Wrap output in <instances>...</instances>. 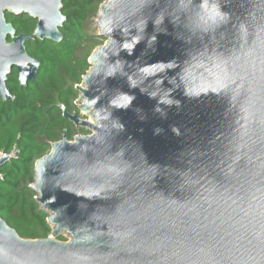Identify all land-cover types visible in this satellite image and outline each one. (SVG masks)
Returning a JSON list of instances; mask_svg holds the SVG:
<instances>
[{
    "label": "water",
    "instance_id": "95a60500",
    "mask_svg": "<svg viewBox=\"0 0 264 264\" xmlns=\"http://www.w3.org/2000/svg\"><path fill=\"white\" fill-rule=\"evenodd\" d=\"M63 2L0 0V100L14 68L21 87L39 74L28 41H62ZM98 15L106 44L76 87L90 119L62 106L91 134L35 164L53 237L0 215V264H264V0H106Z\"/></svg>",
    "mask_w": 264,
    "mask_h": 264
},
{
    "label": "trees",
    "instance_id": "16d2710c",
    "mask_svg": "<svg viewBox=\"0 0 264 264\" xmlns=\"http://www.w3.org/2000/svg\"><path fill=\"white\" fill-rule=\"evenodd\" d=\"M105 1L64 0L67 21L61 28L62 41H28L27 52L41 62L39 74L21 87L14 69L8 80L14 99L0 100V154L14 146L20 150L16 159L0 167V215L22 238L46 239L53 230L48 212L41 208L32 189L37 160L50 153L66 132L69 140L79 132L91 134L66 119L62 106L84 117L76 104L80 95L76 87L91 69L89 58L100 41L93 38L91 47L81 56L78 53L85 38L90 40L84 31L86 21L99 13ZM6 17L18 34H34L37 20L28 15ZM59 239L65 240L62 236Z\"/></svg>",
    "mask_w": 264,
    "mask_h": 264
},
{
    "label": "rangeland",
    "instance_id": "374dc122",
    "mask_svg": "<svg viewBox=\"0 0 264 264\" xmlns=\"http://www.w3.org/2000/svg\"><path fill=\"white\" fill-rule=\"evenodd\" d=\"M98 14L99 13H97L94 16L93 15H90L89 18H88V20L86 21L87 23L84 26V31H85L86 36H88L90 38V40L87 39V38H85V40L82 42L83 47L79 50V53H78L79 56H81L87 49H89V47H91V43L93 42L92 41L93 38H96L97 40L100 41V43L96 46V48L94 49V51L96 49H98L101 45H105L106 44V39L101 38L100 35H99L100 34V28L98 26V20H99V15ZM10 77H12V76H10ZM77 105L79 107V104H77ZM83 118L90 119L89 116L86 115V114L84 115ZM77 135H86V134L79 132L75 136H77ZM52 229H53V227H52ZM52 233L53 232L50 233L49 237H53V234ZM60 236H62L65 239V240H63L65 242H67V241H69L71 239V236L68 233H66V232H63L62 234H60ZM60 236L57 237L58 240H60L59 239ZM60 241H62V240H60Z\"/></svg>",
    "mask_w": 264,
    "mask_h": 264
},
{
    "label": "built area",
    "instance_id": "2783aa9c",
    "mask_svg": "<svg viewBox=\"0 0 264 264\" xmlns=\"http://www.w3.org/2000/svg\"><path fill=\"white\" fill-rule=\"evenodd\" d=\"M19 152H20L19 148L17 146H14L9 152H2L0 154V157H2L3 155H8V154L15 153L10 158H8V160H13V159H16L18 157Z\"/></svg>",
    "mask_w": 264,
    "mask_h": 264
},
{
    "label": "flooded vegetation",
    "instance_id": "af4514ba",
    "mask_svg": "<svg viewBox=\"0 0 264 264\" xmlns=\"http://www.w3.org/2000/svg\"><path fill=\"white\" fill-rule=\"evenodd\" d=\"M6 14H8V13H6ZM9 16H19V15H9ZM17 34H18V32H17ZM18 35H20V34H18ZM14 69H16V68H14ZM13 69V70H14ZM17 70V69H16ZM10 101H12V100H10Z\"/></svg>",
    "mask_w": 264,
    "mask_h": 264
}]
</instances>
